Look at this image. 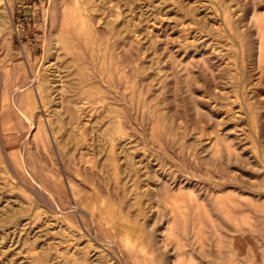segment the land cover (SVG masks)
Instances as JSON below:
<instances>
[{"label": "rangeland", "instance_id": "obj_1", "mask_svg": "<svg viewBox=\"0 0 264 264\" xmlns=\"http://www.w3.org/2000/svg\"><path fill=\"white\" fill-rule=\"evenodd\" d=\"M0 264H264V0H0Z\"/></svg>", "mask_w": 264, "mask_h": 264}, {"label": "bare ground", "instance_id": "obj_2", "mask_svg": "<svg viewBox=\"0 0 264 264\" xmlns=\"http://www.w3.org/2000/svg\"><path fill=\"white\" fill-rule=\"evenodd\" d=\"M99 5V4H98ZM97 6V5H96ZM77 13V12H76ZM77 15V14H76ZM108 16V15H107ZM66 27V26H65ZM57 77V76H56ZM58 78V77H57ZM52 85V84H51ZM60 88V87H59ZM61 89V88H60ZM81 109H83V108H81ZM48 112V111H47ZM50 113H52V111L50 112ZM54 114V113H53ZM51 115V114H50ZM52 116V115H51ZM53 117V116H52Z\"/></svg>", "mask_w": 264, "mask_h": 264}]
</instances>
